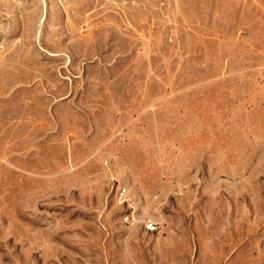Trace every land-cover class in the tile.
Wrapping results in <instances>:
<instances>
[{"label":"rangeland","instance_id":"obj_1","mask_svg":"<svg viewBox=\"0 0 264 264\" xmlns=\"http://www.w3.org/2000/svg\"><path fill=\"white\" fill-rule=\"evenodd\" d=\"M0 264H264V0H0Z\"/></svg>","mask_w":264,"mask_h":264},{"label":"built area","instance_id":"obj_2","mask_svg":"<svg viewBox=\"0 0 264 264\" xmlns=\"http://www.w3.org/2000/svg\"><path fill=\"white\" fill-rule=\"evenodd\" d=\"M148 228H149V230L154 229V227H152V226L151 227H148Z\"/></svg>","mask_w":264,"mask_h":264}]
</instances>
